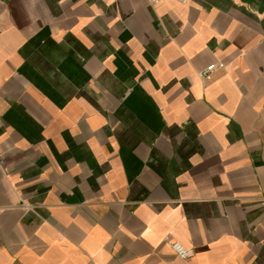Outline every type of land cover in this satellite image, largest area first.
I'll use <instances>...</instances> for the list:
<instances>
[{
    "label": "crops",
    "instance_id": "1",
    "mask_svg": "<svg viewBox=\"0 0 264 264\" xmlns=\"http://www.w3.org/2000/svg\"><path fill=\"white\" fill-rule=\"evenodd\" d=\"M0 118V264H264V0H0Z\"/></svg>",
    "mask_w": 264,
    "mask_h": 264
},
{
    "label": "built area",
    "instance_id": "2",
    "mask_svg": "<svg viewBox=\"0 0 264 264\" xmlns=\"http://www.w3.org/2000/svg\"><path fill=\"white\" fill-rule=\"evenodd\" d=\"M151 3H158L161 0H149ZM221 65V64H220ZM217 64L216 63H212L210 65H208L207 67H205L202 71H201V75L203 77H205L206 79L211 78L213 71L217 68ZM0 122H1V118H0ZM169 245L170 247L174 250V252L180 256L183 259H191L194 255H195V250L193 248H189L187 246H185L183 243H181L180 241H169ZM15 264H25L21 261H17Z\"/></svg>",
    "mask_w": 264,
    "mask_h": 264
}]
</instances>
